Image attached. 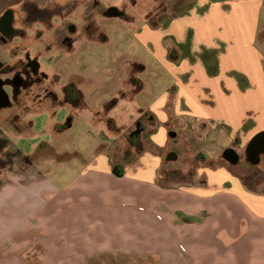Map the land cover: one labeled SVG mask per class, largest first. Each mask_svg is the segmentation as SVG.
Returning a JSON list of instances; mask_svg holds the SVG:
<instances>
[{
    "label": "crops",
    "instance_id": "0c3cea01",
    "mask_svg": "<svg viewBox=\"0 0 264 264\" xmlns=\"http://www.w3.org/2000/svg\"><path fill=\"white\" fill-rule=\"evenodd\" d=\"M7 11L15 33L0 30L1 59L35 58L55 98L39 100L31 86L0 105V264H264V189L231 166L264 131V0H0V17ZM114 17L171 80L152 92L134 75L148 72L145 63L107 62L124 73L94 112L110 145L58 188L37 163L53 147L35 145L31 129L52 106L49 130L72 126L67 106L85 109L91 90L103 89L56 78L81 42L108 44L102 19ZM67 85L80 95L73 102L62 96ZM138 123L148 133L139 151V131L129 135ZM125 146L133 158L114 154ZM226 148L236 163L222 157Z\"/></svg>",
    "mask_w": 264,
    "mask_h": 264
},
{
    "label": "rangeland",
    "instance_id": "374dc122",
    "mask_svg": "<svg viewBox=\"0 0 264 264\" xmlns=\"http://www.w3.org/2000/svg\"><path fill=\"white\" fill-rule=\"evenodd\" d=\"M102 20H105V23L102 24L100 32L108 37V44L98 42V44L84 49L81 42L75 49V53L72 57L68 55L65 56L63 60L64 64L59 67L58 77L60 78L56 76V80L60 85H63L68 81L74 82L77 78L80 79V77H82L85 80L86 87L89 89L99 86L103 89L91 90L92 94L88 96V103L90 105L88 104L89 106L85 109L76 110L72 105L67 106V110L71 109V115L77 114L76 120L72 126L59 132L49 130L52 122H49L48 118L49 115L53 116L55 112V108L52 106L48 115L37 116V125L33 126V129H31L33 134L36 135L33 139L36 141L35 145H39V142L46 141L53 147V151L44 153L43 156L38 158L37 163L40 169L43 170L58 188H63L67 182L76 177L81 170H84V167L93 161L102 149L110 145L111 134L106 128L100 127L98 121L94 119V112L101 101H108L111 98L113 93L112 87H114V84L117 82L116 80L119 79L121 81L124 75L122 67L116 69L111 65L108 66L111 60H117V55H124L128 57L126 61H132V58H136L145 63L149 69L148 72L146 74H141V72L135 71L134 75L144 79L149 85L155 84L156 88L152 89V92L157 91L158 88L168 84L171 80L165 72H160L157 67L158 65L150 59L139 45L129 41L130 34L126 30L119 28V23H121L119 20H121V18L114 17ZM70 73L71 78L67 79ZM105 82H107L106 87L103 85ZM52 84V81L48 83L49 86ZM146 90H148V88L145 89V93ZM143 100H148L147 95L136 98L138 104H141ZM65 112L67 111L65 110ZM102 117L103 115H101V118ZM103 119L104 117L102 120ZM169 124L170 131L175 132L177 123L171 121ZM32 132H29V135H31ZM132 132L133 131H131L129 135H133ZM136 136L137 135H135V137ZM29 137L30 136L24 137L23 140H29L30 144L32 140ZM130 137L129 139L127 138L128 141H126V144L127 142L128 144H133L130 141ZM138 137L139 138L135 141V150L137 151L141 149L142 145H148L146 144L148 133H140L139 131ZM114 147L115 148L109 147L108 151L114 150V152H116L118 146L114 145ZM127 150H129V148L125 146L122 147L121 150L119 149L118 153L114 154L118 157H123V159L133 158L135 154L131 152L127 153ZM238 154L239 161L237 164L231 165L232 169L240 174L242 180L248 187L252 189H257V187L264 189V164L261 163L256 166L245 161L242 149H240ZM4 160V162L11 161L9 158H4Z\"/></svg>",
    "mask_w": 264,
    "mask_h": 264
},
{
    "label": "flooded vegetation",
    "instance_id": "af4514ba",
    "mask_svg": "<svg viewBox=\"0 0 264 264\" xmlns=\"http://www.w3.org/2000/svg\"><path fill=\"white\" fill-rule=\"evenodd\" d=\"M34 16L44 17L48 15L47 11H32ZM11 20L10 11L5 12L0 17V30L3 32L5 37L12 36L15 31L9 27ZM47 79V75L39 71V65L35 58H29L28 56L18 58L12 63H5L0 56V105L6 104L8 107L12 105V100H16L18 95L23 92V94H28L29 88L31 86H38L40 88L33 97L39 100H44L46 98H55L54 92L47 86L44 82ZM42 86V87H39ZM8 97V100L6 99ZM62 96L66 99L65 88H62ZM141 123H138L135 127L133 136L138 134L140 131ZM264 163V152L252 153L245 152V160L252 164H257L260 162Z\"/></svg>",
    "mask_w": 264,
    "mask_h": 264
},
{
    "label": "water",
    "instance_id": "95a60500",
    "mask_svg": "<svg viewBox=\"0 0 264 264\" xmlns=\"http://www.w3.org/2000/svg\"><path fill=\"white\" fill-rule=\"evenodd\" d=\"M106 16H114L116 15V11L114 8H108L105 12ZM8 100V97L6 96ZM246 151L252 153L264 152V131L257 133V135L253 136L250 140ZM222 157L228 161L229 163H236L238 160L237 153L232 148H226L222 151Z\"/></svg>",
    "mask_w": 264,
    "mask_h": 264
},
{
    "label": "trees",
    "instance_id": "16d2710c",
    "mask_svg": "<svg viewBox=\"0 0 264 264\" xmlns=\"http://www.w3.org/2000/svg\"><path fill=\"white\" fill-rule=\"evenodd\" d=\"M65 93H66V96H68L66 99H67L68 101H70V102L75 101L74 98H77V99H78V98L80 97L78 91L75 90V89L73 88V86H71V85H67V86L65 87ZM112 170H113V172H114L116 175H121V174H122V169H118L117 166H115V165L113 166Z\"/></svg>",
    "mask_w": 264,
    "mask_h": 264
}]
</instances>
